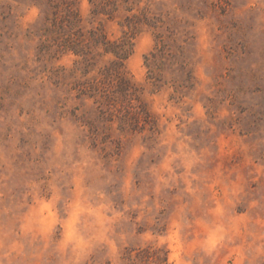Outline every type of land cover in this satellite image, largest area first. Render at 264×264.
<instances>
[{"label":"rangeland","instance_id":"obj_1","mask_svg":"<svg viewBox=\"0 0 264 264\" xmlns=\"http://www.w3.org/2000/svg\"><path fill=\"white\" fill-rule=\"evenodd\" d=\"M114 2L0 0V264H264V0Z\"/></svg>","mask_w":264,"mask_h":264},{"label":"trees","instance_id":"obj_2","mask_svg":"<svg viewBox=\"0 0 264 264\" xmlns=\"http://www.w3.org/2000/svg\"><path fill=\"white\" fill-rule=\"evenodd\" d=\"M112 1V0H109ZM116 0H113V3ZM101 6L100 4L96 5L97 7ZM94 9V11L96 10ZM105 11V10H103ZM109 13V12H103ZM69 14L72 16V19L68 18V22L70 25H76V23L80 20L78 12L72 10L69 7ZM146 19L148 17L146 14H143V17H139V15L133 14L132 17H128V27L132 34L125 35L124 37L117 39V40H110L107 38L106 34L103 31L91 29L89 40L84 38V34L81 33V29H78V32H70V30H65L63 34L64 37L59 42V45L64 50H71L74 51L76 54L82 56L83 60L90 65L92 62L91 60V46L92 45H102L103 47V54H112L114 56L113 59L110 60L109 65L104 68L103 75L106 80L111 81L114 90V96L122 97V98H133L136 95L138 88L135 87V84L131 81V79L127 76L125 71V63L126 60L131 56L133 53V38L135 34L138 32V26L141 23H147ZM163 46V47H162ZM159 49L160 51H165V45H162ZM97 83H91L90 85H86L84 88L81 89V93L88 95L90 97H97L98 95L104 96V98H110V94H101V91L97 88ZM145 112H148L145 109Z\"/></svg>","mask_w":264,"mask_h":264}]
</instances>
